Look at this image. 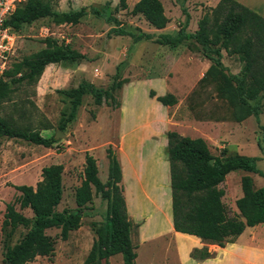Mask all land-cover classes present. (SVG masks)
<instances>
[{"label":"rangeland","instance_id":"rangeland-1","mask_svg":"<svg viewBox=\"0 0 264 264\" xmlns=\"http://www.w3.org/2000/svg\"><path fill=\"white\" fill-rule=\"evenodd\" d=\"M45 1L50 3L53 10L58 11L86 7L87 14L76 24H57L51 17L24 24L14 31L15 53L12 64L21 62L24 57L45 47V38H53L57 44H68L84 55V58L70 66L61 63L47 65L34 84L26 80L10 83L8 97L0 101V117L9 124L53 137L50 147L21 138L0 137V264H8L4 260L5 249L16 243L27 231L21 225L10 227L2 224L6 205L12 203L26 216H33L29 208L20 207V192L14 185L34 186L41 178L42 167L62 164L63 195L56 209L75 210V190L83 178L86 152L96 158L98 177L105 182L108 168L106 149L111 147L116 156L120 130L127 131V136L143 132L148 139L152 132H160L161 124L162 127L166 126L163 122L154 120L151 127L147 125L149 128L144 129L139 123L141 117L145 119L149 114L158 117L164 112L153 105L152 100L159 93L162 94V86L158 80L151 82L146 78H163L166 85L164 92L171 93L176 98L174 105L166 106L171 119L167 123L168 130H175L184 136L204 138L213 154H218L225 147L230 154L256 156L259 158L257 167L264 171V153L257 144L262 133L260 125L264 126V99L259 122L253 116L235 121L231 116V105L217 95L216 83L205 75L210 63L203 57L195 41L185 40L177 47L160 45L155 41L160 34L174 33L180 28L194 32L202 14L218 0H161L169 19L162 29L150 26L141 14L131 12L137 0H124L125 5L120 0ZM243 1L255 11L264 13V0ZM93 8L100 10L103 15L94 13ZM186 13L189 14L188 21ZM108 16L116 18L118 23L108 20ZM117 27L128 33L117 34L111 31V28ZM139 31L151 34L152 38L134 40L133 34ZM221 61L227 67L226 72L237 73L242 66L237 55H228L224 50ZM117 67V72L127 81L115 93L114 100L97 105L90 93H85L81 97L75 118L66 121L71 101L67 95L56 90L76 88L83 80L105 89ZM19 75L20 73L14 74L10 78ZM149 90L155 92L152 99ZM122 103L126 106L124 115L118 111ZM61 124H65L63 129L60 128ZM57 130L64 133L59 138L54 137ZM151 141L153 140L148 139V142L137 149L134 160L139 159V152L141 159L151 158L146 155ZM136 167L139 171L138 165ZM244 174L252 177L254 188L263 184L264 178L258 173L241 169L229 172L219 187L224 190L222 201L230 213L237 211L235 200L242 195L240 178ZM129 176L126 177V182L128 179V187L134 194L138 184L135 178L137 175ZM146 181L149 183L148 179ZM130 199L134 205V196ZM109 208L110 200L94 192L92 200L81 209L80 227L73 230L66 240L58 237V228H48L46 233L55 241L53 253L37 256L28 264H84V259L97 238L93 227L104 221ZM148 210V214L151 213L152 216L147 214L146 222L145 218H140L141 211L134 208L130 211V218L139 224L131 232L132 242L138 245L136 264H182L184 257L180 254H190L195 246H191L189 250L178 247L188 246L190 242L169 231V207L166 202L149 204ZM158 229L167 232L159 233ZM245 233L242 244L248 245L257 254H235L227 264H264V223L248 227ZM209 244L212 243L200 241L197 247L214 248ZM109 263L123 264L122 255L117 253L111 256ZM96 264H103V260H98ZM185 264H191V261Z\"/></svg>","mask_w":264,"mask_h":264},{"label":"trees","instance_id":"trees-1","mask_svg":"<svg viewBox=\"0 0 264 264\" xmlns=\"http://www.w3.org/2000/svg\"><path fill=\"white\" fill-rule=\"evenodd\" d=\"M120 2L125 5L124 0ZM92 10L103 15L98 9ZM131 12L141 14L156 29L164 28L169 20L161 0H137ZM86 14V7L58 11L53 10L45 0H27L15 8L7 23L17 31L24 24L45 17H51L57 24H76ZM188 15L186 13V21ZM107 19L118 23L112 16ZM111 31L117 34L128 33L121 27L111 28ZM133 38L151 39L152 36L139 31L133 34ZM189 39L195 41L203 57L210 62L205 75L216 83L217 95L231 105L232 119L242 121L253 116L259 122L264 99V16L236 0H219L202 14L194 32L180 28L174 33L160 34L155 41L160 45L177 47ZM44 43L45 47L24 57L21 62L12 64L6 71L8 79L0 82V101L8 97L10 83L26 80L34 84L47 65L61 63L70 66L84 58V55L68 44H57L53 38H45ZM222 50L228 55H237L242 62L237 73L226 72L227 67L221 61ZM117 71L118 67L105 89L86 80L81 81L76 88L57 89V92L64 93L71 101L66 121L75 118L81 97L85 93H90L97 105L114 100L115 93L127 81ZM18 73L20 75L16 78H10ZM149 96L154 97L155 92L149 90ZM155 97L163 105L176 103V98L171 93ZM64 127L65 124H61L60 128ZM260 128L262 133L257 144L264 153V126L260 125ZM1 136L21 138L45 147H50L53 143V137L43 136L37 130L14 127L0 117ZM166 137L171 216L175 231L224 247L235 242L247 227L264 223V181L260 187L254 188L250 175L241 176L242 195L235 200L237 211L233 213L223 203L224 190L219 187L226 175L237 169L258 173L264 178V171L256 164L258 157L230 154L225 147L218 154H213L204 138L184 136L175 130H168ZM106 157L107 180L102 182L98 177L96 158L88 152L85 153L83 178L75 190V210L56 209L63 195L62 164L42 167L41 178L34 186L14 185L20 192V207L29 208L33 216H26L12 203L6 205L2 224L27 228L16 243L5 249L6 263L28 264L37 256L52 254L55 241L46 230L58 228V237L66 240L73 230L80 227L81 209L92 200L95 192L110 200V208L104 221L93 227L97 238L88 251L84 264H96L98 260H103V264H110L109 258L117 253L122 255L123 264H136L138 245L132 242L131 232L139 224L133 222L127 213L120 184L121 166L111 147L106 149ZM190 256L205 259L211 253L206 247L193 248Z\"/></svg>","mask_w":264,"mask_h":264},{"label":"crops","instance_id":"crops-1","mask_svg":"<svg viewBox=\"0 0 264 264\" xmlns=\"http://www.w3.org/2000/svg\"><path fill=\"white\" fill-rule=\"evenodd\" d=\"M219 1V0H218ZM217 1V2H218ZM243 5L247 6L248 3L244 2L243 0H236ZM216 5V4H215ZM214 5V6H215ZM249 7V6H247ZM250 8V7H249ZM253 8V7H251ZM254 10V8H253ZM255 11V10H254ZM257 12V11H256ZM260 15L264 16V13L257 12ZM198 28V27H197ZM209 62V61H208ZM210 63V62H209ZM144 80V79H143ZM145 80H149L151 82L158 80L160 85L163 88L162 94L159 93L158 95H164L165 92V81L163 78L160 77H151L146 78ZM154 89H156L154 86H152ZM165 91V92H164ZM158 92V91H157ZM152 99V97H150ZM153 105H156V107H160L159 109H163L162 115L159 114L158 117L156 115H147L148 117L143 119L140 118V125L144 126V129H147L150 126V124L155 123L156 120L159 122H163L165 127L160 128V132H152L148 139H152L150 143V149L148 150V153L146 155L151 156L153 159H147L140 157L138 153V158L134 160L133 156L136 153L137 149L144 145V143L148 142V139L144 137V133L140 134H131L130 136H127V131L120 130V133L118 135V145L116 149V156L119 160L120 166H121V186H122V193L125 198L126 207H127V213L129 217H131L130 211L134 208L136 210L141 211V217L145 218V222L148 220V209L149 204H161V203H167L169 207V231L172 232L174 235H180L187 239L190 244L187 245H178V247L183 248V250H189L191 246H195L194 248H198V244H200L201 240L200 238L194 236V235H183L184 233L177 232L173 229L172 226V216H171V208H170V202H171V196H170V174H169V163H168V157H167V137L166 132L168 131L167 123H170L171 119L169 118L168 112L166 110V106L170 105H163L156 99H152ZM159 104H158V103ZM177 102V101H176ZM124 103V102H123ZM119 107L118 111L121 115L125 114L126 106L123 104ZM154 108V107H152ZM154 110V109H153ZM155 113V112H153ZM158 113H161L160 111ZM157 118V119H156ZM137 120V119H136ZM155 120V121H154ZM137 122V121H136ZM149 125V127L147 126ZM135 132V131H134ZM155 133V135H154ZM192 137V136H190ZM194 137V136H193ZM199 137V136H198ZM240 154V153H239ZM145 155V156H146ZM244 155V154H243ZM144 156V157H145ZM137 161V162H136ZM138 163V164H137ZM139 167V171L137 169V166ZM108 169V168H107ZM129 175H137L135 178L137 179V189L135 193H132V190L128 187V179L126 182V177ZM146 176V178H145ZM153 176L154 178H151ZM129 178H131L129 176ZM146 179H148L149 183H147ZM166 190V191H165ZM134 196V205L131 204L132 200L130 197ZM132 213V212H131ZM148 215L152 216L151 213ZM149 216V218H151ZM131 219V218H130ZM134 222V221H133ZM136 223V222H135ZM158 226V222L156 224ZM155 226V227H157ZM248 228V227H247ZM247 228L238 236V238L233 243H228L224 247H220L217 244H209L213 246L214 248L208 249V251L211 253V256L205 259H195L190 256V254H180L184 258L182 259V264H185L186 262L191 261V264H227V262H230L231 256H235V254H257L255 250H251L248 245L242 244V237L246 234ZM157 232H167L165 230L158 229ZM143 239V238H142ZM142 241V240H141ZM198 246V247H197ZM201 248V247H200Z\"/></svg>","mask_w":264,"mask_h":264},{"label":"built area","instance_id":"built-area-1","mask_svg":"<svg viewBox=\"0 0 264 264\" xmlns=\"http://www.w3.org/2000/svg\"><path fill=\"white\" fill-rule=\"evenodd\" d=\"M27 0H0V82L6 81V71L11 67L15 53V34L8 25L16 7Z\"/></svg>","mask_w":264,"mask_h":264},{"label":"water","instance_id":"water-1","mask_svg":"<svg viewBox=\"0 0 264 264\" xmlns=\"http://www.w3.org/2000/svg\"><path fill=\"white\" fill-rule=\"evenodd\" d=\"M64 133L61 130H57L54 137L55 138H59L60 136H62ZM211 162H213V159L210 160Z\"/></svg>","mask_w":264,"mask_h":264}]
</instances>
